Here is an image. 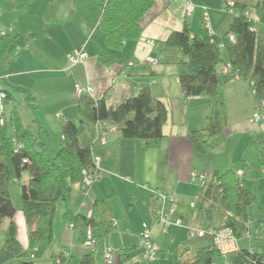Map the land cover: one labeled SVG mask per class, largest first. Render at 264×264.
<instances>
[{
    "label": "crops",
    "instance_id": "obj_1",
    "mask_svg": "<svg viewBox=\"0 0 264 264\" xmlns=\"http://www.w3.org/2000/svg\"><path fill=\"white\" fill-rule=\"evenodd\" d=\"M12 1L0 0V35L10 34L13 39L8 57L0 68V90L4 89V82L15 88L30 90L36 101L34 119L41 126L40 130L46 131L49 140L52 133L59 134L61 138V128L65 121L78 122L74 84L89 85L94 100L106 95L108 106H114L108 103L110 100L113 99L117 105L146 87L154 98L165 103L168 115L163 128L164 138L148 147H141L133 139H121L120 132L113 124H104L106 128H111L104 135L105 144L101 145L98 141L93 143L94 152L100 157L101 178L86 193L76 189L77 193L72 194L70 217L78 213L86 214L92 202L101 199L110 207L111 217L115 221L112 231L97 241L93 250L89 249L84 246L82 231L66 227L67 223L62 219V206L56 228L53 224L52 245L46 250L43 255L45 259L43 257L40 264H52L51 254H61L65 258L63 264H77L81 255L91 251L95 253V264H104L103 251L106 249L114 252L113 264H117L119 251H128L129 259L125 264H146L142 261L138 243L141 225L155 224L148 206L153 192L158 191L165 196L174 195L175 210L171 215V222H174L177 219L183 220L180 215L175 216L177 208L181 206L180 199L197 197L199 200L201 192H198L196 183L191 181L193 175L233 169L242 171L241 177H244L245 183L249 182L245 175L246 169H251L249 156L245 155L246 148H249L251 142L259 150L258 143L264 140V123L251 122L255 101L243 80L232 79L221 89L227 125L211 140L216 148L210 154L201 156L189 141L188 135L191 132L205 126L208 102L200 96L183 98L176 77V62L181 58L176 50L160 43L172 31L182 29L178 3L153 0V6L140 20L141 39L135 45H127L122 51L111 54L106 52L96 28L100 17L98 0H68L57 6L50 5L48 0H36L17 12L12 9ZM190 1L194 10L187 23L192 37L205 36L202 21L204 11L213 34L221 38L226 36L232 19L231 13L225 9L228 1L248 7L247 16L253 21V30L264 37V11L253 6L259 0ZM76 49H82L87 58L82 65L70 68L67 56ZM98 58L104 62H114L104 65ZM224 66H221V73L226 79ZM13 99L24 101L21 94L14 95ZM16 111L23 127H30L32 132H36L38 126L32 124L31 111L28 110L27 115H30L25 116V119ZM94 130L88 128L79 139L82 145L93 142ZM232 132H237L236 139L229 136ZM241 136L247 142L235 149L234 144ZM222 151L225 152V158L222 157ZM219 157H222V161H217ZM234 159L238 164L232 168L228 164H233ZM261 174L264 178L262 169ZM27 180V174L23 173L21 182ZM15 183L19 186V183ZM18 200L13 196L12 189L16 210L12 222L16 226V240L22 248H27L28 229L23 214L19 212ZM190 204L200 207L192 200ZM189 207L184 206L182 208L185 210L179 212H186ZM134 215L137 220L131 223ZM8 225V220L1 221L0 247L4 243ZM262 229L264 221L261 233ZM167 234L168 229H165L164 235ZM261 239L264 246V236L262 238L261 235ZM210 243L209 240L203 245ZM181 249H189L191 252L197 250L187 245ZM158 250L162 251L160 247ZM217 260H221L220 264L225 263L221 257Z\"/></svg>",
    "mask_w": 264,
    "mask_h": 264
},
{
    "label": "trees",
    "instance_id": "obj_2",
    "mask_svg": "<svg viewBox=\"0 0 264 264\" xmlns=\"http://www.w3.org/2000/svg\"><path fill=\"white\" fill-rule=\"evenodd\" d=\"M35 1L13 0L12 9L16 12L23 10V7ZM67 1L48 0V3L57 6ZM153 4V0H98L100 17L96 28L106 52L116 54L123 47L135 45L141 39L140 20ZM253 6L264 11V0H259ZM247 8L234 2L236 15L231 14L227 29V33L234 37L233 42L228 40V34L221 38L205 32L204 37H192L188 19L182 21L181 30L172 31L166 40L160 42L176 50L181 58L176 62V77L183 98L200 96L208 102L205 126L188 135L195 152L201 156L210 154L215 148L211 140L227 125L221 89L230 80L237 78L245 82L255 101L254 108L260 102L264 104V37L253 30ZM12 41L10 34L0 35V68L8 57ZM98 61L104 65L114 62H104L100 58ZM222 65L229 67L226 79L221 73ZM0 91L6 93V105L11 104V108L6 109L4 126L0 124V225L4 219L9 221L4 243L0 247V264H34L43 258L54 239L53 224L58 203L63 205L62 219L67 223L66 227L69 223L73 224L72 229L82 231L84 239L85 230L91 229L97 244L112 231L115 223L105 201L92 202L89 218L86 217L88 212L70 217L74 185L82 178L81 171L92 167L93 158L99 156L93 147L97 135L95 130L92 143L82 145L79 139L88 128L94 129L96 123L109 122L120 132L121 139L136 140L141 147L153 146L164 138L163 128L168 117L165 103L154 98L146 87L114 106L106 105V95L95 100L92 95H81L76 101L78 122L63 123L61 143L52 157L49 154L51 142L48 134L40 130L41 126L34 119L36 101L30 90L15 88L4 82V89ZM16 94L23 96L27 109L31 111L32 124L38 126L36 132H32L30 127H23L19 121L13 103ZM104 129L106 133L109 131L106 127ZM7 130L10 134L6 133ZM13 140L23 144V148L17 151ZM259 144L258 166L264 175V140ZM23 173L27 174L26 182H21ZM14 181L20 184L19 212L27 224V248L18 244L16 226L12 222L16 214L11 189ZM191 181L198 182L193 176ZM200 188L201 206L196 208L190 205L185 214L180 215L185 219L186 227L202 230L228 228L238 242L242 239L246 242L245 247L238 245L237 251L226 254L225 259L229 264H264L261 241L264 210L258 205L255 193L244 186L233 169L213 172L208 179L201 181ZM157 192L152 193L148 205L155 223L157 210L161 206ZM249 207L257 209L256 218L249 217ZM206 211L209 216L205 214ZM157 226L160 228V224ZM185 231L187 234V229ZM219 257L217 249L210 243L198 247L195 252L183 249L179 264H214ZM128 259V251H119L117 264H125ZM51 261L52 264H63L65 258L61 254H51ZM77 264H95V253L91 251L81 255Z\"/></svg>",
    "mask_w": 264,
    "mask_h": 264
},
{
    "label": "built area",
    "instance_id": "obj_3",
    "mask_svg": "<svg viewBox=\"0 0 264 264\" xmlns=\"http://www.w3.org/2000/svg\"><path fill=\"white\" fill-rule=\"evenodd\" d=\"M168 2L171 3H178L179 4V13H180V22L187 20L192 14L194 10V5L190 0H168ZM234 2L228 1L226 3L225 9L229 11L232 15L236 12L233 10ZM204 11V9H203ZM202 21L204 23V30L206 34L209 36H213V32L210 26V22H208V17L206 11L203 13ZM228 40L230 42L234 41V37L232 34H228L227 36ZM87 55L82 49H76L74 52H72L70 55L67 56V61L69 63L70 68L72 66L76 65H82L84 61L86 60ZM229 70V67L227 65L223 68V73H227ZM71 76V74L69 73ZM74 95L78 98L81 97V95H88L90 96L92 93V89L89 85H78L74 84ZM6 93L0 91V124L1 126H4L6 118V109L11 108V104L5 103L6 99ZM264 104L263 102H260L258 106H256L253 109V115L251 117V122L255 123H264ZM106 126L102 123H96L94 126L95 131L97 132L96 138L94 139V142H99L101 145L105 144L104 140V133H106L105 128ZM109 131H111V128H108ZM13 144L15 145V149L19 151L21 148H23V144L17 143L13 140ZM93 166L90 167L87 170H82L81 175L82 178L79 182H77L74 186L75 189L80 190L82 193H86L90 187L99 179L101 178V163H100V157H94L93 158ZM235 175L240 178L242 176V171L238 170L235 171ZM193 179L196 181H202L203 176H196L193 175ZM157 192V191H156ZM159 199H160V208L157 210L156 217H158L157 222L150 226L149 224H142L141 229L142 232L140 233L139 237V243H138V250L140 251V255L142 258V261L146 264L154 261L157 257V254L159 252V247L152 241L151 234L154 230V227L157 226V224H160L161 227H168L169 225H173L175 227H182V220L177 219L174 222H171V215H173L175 210L174 203V195H163L160 192H157ZM192 204L191 206H193ZM90 211L87 213L86 217L89 218ZM172 223V224H171ZM67 227L69 229H72L74 226L73 224H68ZM162 229V232H165ZM187 229V238H203L205 236L211 238V243L213 244V247L217 249L219 255L221 258L225 259L226 254L229 252L237 251L238 249V240L232 235V232L230 229L225 228L224 230H205V229H197L194 227H185ZM85 239H84V246L91 249L95 246L96 242L94 241L92 237V231L91 229L85 230ZM103 263L104 264H113L114 262V252H111L109 249H106L103 251ZM216 264V263H214ZM224 264H229L228 260L225 259Z\"/></svg>",
    "mask_w": 264,
    "mask_h": 264
},
{
    "label": "rangeland",
    "instance_id": "obj_4",
    "mask_svg": "<svg viewBox=\"0 0 264 264\" xmlns=\"http://www.w3.org/2000/svg\"><path fill=\"white\" fill-rule=\"evenodd\" d=\"M152 59H154V58H152ZM0 87H2V84H0ZM112 100H110L108 103L111 105H115L116 102H113ZM22 101L16 100L13 103H14L15 109L18 110L19 113H21V117L25 119V116H28L30 114L27 115L29 109L26 108L24 101L23 102ZM6 133L10 134L8 130L6 131ZM236 133L237 132H232L229 136H231L233 139H236L237 138ZM50 140H51L50 141L51 144H50L49 154L53 157L56 149H58V147L61 143L60 142V135L52 133V135L50 136ZM246 142H247V140L241 136L240 139H238L234 144L235 149L239 148L240 146H244L246 144ZM215 148H216V146H215ZM259 150H260V147H259ZM259 150H258V148L257 149L254 148L253 145L251 144V142L249 143V148H246V153H245V155L249 156L248 160L251 163V165H250V163L248 162L251 169L250 170L246 169V172H245V175L249 179V182L245 183L244 177H240L239 179L242 181V183L245 185V187H249V189L255 193L257 201H258V205L264 210V178H262L261 168L258 166V157L259 156L257 154H258ZM224 155H225V152L222 153L223 158H225ZM222 157L217 158V161H222ZM232 163L233 164H230V163L228 164L232 168H234L235 165L238 164V162H236L235 159L233 160ZM211 174H212V172L209 173L207 171L206 174H204V175L200 174V175L203 176V178L208 179L211 176ZM129 182L133 183L131 180ZM200 183H201V181H198L196 184L194 183L196 185V187L198 188V192L201 190ZM19 187H20V184L18 186L15 182H13V184H12L13 196L16 198V200L19 199V195H20ZM75 193H77V192H76V189L74 188L73 194H75ZM190 200H192L196 204V206H201V203L199 202L197 197L195 199H193V198L180 199L181 206H179V208H177V210L175 212L176 217H179V215H183V213L185 211L183 213H180L179 210H185L182 207L190 206L191 205ZM62 206H63L62 203H58L57 207H56L57 214L54 218V227L55 228L58 225L57 220L59 219V211H60L59 209ZM247 213H248L249 217L252 219L257 217V209L255 207H249L247 210ZM205 214L207 216H209L207 211L205 212ZM131 218H132L131 223H135V221L137 220L135 218V215H134V218L133 217H131ZM182 221H183V225L180 228L172 227V226L161 227V228H163L164 231H165V229H168V234H167L168 236L164 235V232L161 231L162 229L159 228V226L154 227V230H153L154 233L152 232L151 239L157 245V247L161 248L162 251L158 253V257L153 262H150L148 264H153V263L154 264H179L178 259H179V256L181 254V251H182L181 248L183 246L187 245L190 247V249L196 250L198 247L203 245L205 242H207L209 240L211 241V238L207 237V236H205L203 238H192V239L187 238V234L185 231V227H186L187 223H186L185 219ZM158 230H160V231H158ZM261 235L263 238V236H264V230L263 229H262ZM243 241H244V239H242L238 243V245L245 247L246 242H243ZM44 259H45V257H44ZM44 259L41 258L39 260H36L34 264H40V263H42V261ZM215 263L220 264L221 260H216Z\"/></svg>",
    "mask_w": 264,
    "mask_h": 264
}]
</instances>
